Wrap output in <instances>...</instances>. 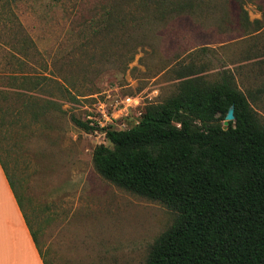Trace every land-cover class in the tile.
Returning a JSON list of instances; mask_svg holds the SVG:
<instances>
[{"label": "rangeland", "instance_id": "rangeland-1", "mask_svg": "<svg viewBox=\"0 0 264 264\" xmlns=\"http://www.w3.org/2000/svg\"><path fill=\"white\" fill-rule=\"evenodd\" d=\"M238 1L246 21L240 19L241 10L235 19L228 0H207L194 13L174 16L156 13L151 6L139 9L141 30L120 32L115 43L87 39V22L107 6L103 0L16 4L43 61L34 64V74L51 79L41 80L30 94L50 105L30 121L10 96L5 104L12 105V112L6 119L13 126L3 127V144L10 146L8 169L45 264L146 263L154 239L176 213L103 178L92 154L97 145H110L105 127L129 128L146 104L173 93L177 70L203 64L210 80L221 70L231 71L264 124V0ZM248 32L253 33L241 36ZM127 33L130 44L125 46ZM119 52L132 58L104 59H118ZM102 107L109 119L99 113ZM71 115L83 121L94 117L96 129L83 130Z\"/></svg>", "mask_w": 264, "mask_h": 264}, {"label": "trees", "instance_id": "trees-1", "mask_svg": "<svg viewBox=\"0 0 264 264\" xmlns=\"http://www.w3.org/2000/svg\"><path fill=\"white\" fill-rule=\"evenodd\" d=\"M21 1L0 0V165L37 246L15 176L8 169L10 146L3 144V127L13 126L6 119L12 112V105L5 104L10 96L18 99V113L31 116L30 121L50 105L30 94L50 76L34 74V64L43 61L15 12ZM206 1L103 0L107 6L87 22V39L115 43L120 32L138 31L143 26L139 9L151 6L156 13L174 16L194 13ZM228 2L235 19L241 10L240 19L246 21L241 3ZM126 35L125 46L130 44ZM123 57L124 53L118 59H104L132 58ZM176 79V90L146 104L133 126L104 128L110 145L94 148L93 165L111 183L176 213L171 225L154 239L145 264H264V124L231 71L221 70L210 80L203 74V64L191 63L177 70ZM231 105L234 120L224 129ZM71 120L85 131L96 129L88 120L73 115Z\"/></svg>", "mask_w": 264, "mask_h": 264}, {"label": "crops", "instance_id": "crops-1", "mask_svg": "<svg viewBox=\"0 0 264 264\" xmlns=\"http://www.w3.org/2000/svg\"><path fill=\"white\" fill-rule=\"evenodd\" d=\"M0 264H45L1 165Z\"/></svg>", "mask_w": 264, "mask_h": 264}, {"label": "water", "instance_id": "water-1", "mask_svg": "<svg viewBox=\"0 0 264 264\" xmlns=\"http://www.w3.org/2000/svg\"><path fill=\"white\" fill-rule=\"evenodd\" d=\"M234 120V107L231 105L225 115V119L223 121V128L226 129L228 122Z\"/></svg>", "mask_w": 264, "mask_h": 264}, {"label": "built area", "instance_id": "built-area-1", "mask_svg": "<svg viewBox=\"0 0 264 264\" xmlns=\"http://www.w3.org/2000/svg\"><path fill=\"white\" fill-rule=\"evenodd\" d=\"M98 111H99V113H101L103 115V117L109 119V116H108L107 111L105 110V107L100 108V110L98 109ZM93 119H95V118L91 117V116H88V121H89L90 124H93V121H94Z\"/></svg>", "mask_w": 264, "mask_h": 264}]
</instances>
